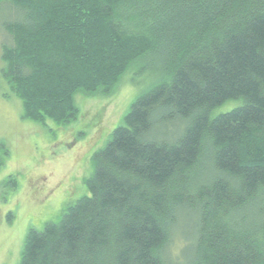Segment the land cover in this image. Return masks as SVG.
Masks as SVG:
<instances>
[{
  "label": "trees",
  "instance_id": "1",
  "mask_svg": "<svg viewBox=\"0 0 264 264\" xmlns=\"http://www.w3.org/2000/svg\"><path fill=\"white\" fill-rule=\"evenodd\" d=\"M1 10V74L23 119L67 125L76 93H112L140 63L154 80L92 153L87 194L27 231L18 264H264V0ZM4 155L0 143V167ZM175 228L186 245L170 261Z\"/></svg>",
  "mask_w": 264,
  "mask_h": 264
},
{
  "label": "rangeland",
  "instance_id": "2",
  "mask_svg": "<svg viewBox=\"0 0 264 264\" xmlns=\"http://www.w3.org/2000/svg\"><path fill=\"white\" fill-rule=\"evenodd\" d=\"M6 13L0 11V143L8 151L0 167V264H18L27 231L56 221L67 206L87 194L84 179L92 171V153L122 124L130 103L154 80L140 63L123 75L112 93H76L79 114L67 125L48 121L44 127L23 119L21 99L1 74V44L7 37L1 23ZM240 103L227 102L214 113ZM181 232L175 228L170 236L166 251L170 261H176L186 245Z\"/></svg>",
  "mask_w": 264,
  "mask_h": 264
}]
</instances>
